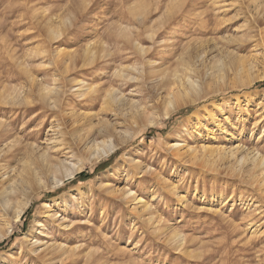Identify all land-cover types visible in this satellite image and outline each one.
<instances>
[{
  "label": "rangeland",
  "instance_id": "1",
  "mask_svg": "<svg viewBox=\"0 0 264 264\" xmlns=\"http://www.w3.org/2000/svg\"><path fill=\"white\" fill-rule=\"evenodd\" d=\"M78 83L99 99L80 104ZM55 88L87 114L57 117L61 133ZM108 90L122 100L103 105ZM105 135L116 151L88 150ZM5 146L0 264H264V184L242 161L264 159V0H0ZM44 153L69 158L62 184L35 177Z\"/></svg>",
  "mask_w": 264,
  "mask_h": 264
},
{
  "label": "bare ground",
  "instance_id": "2",
  "mask_svg": "<svg viewBox=\"0 0 264 264\" xmlns=\"http://www.w3.org/2000/svg\"><path fill=\"white\" fill-rule=\"evenodd\" d=\"M143 3V2H142ZM141 4V3H140ZM151 37V36H150ZM153 37V36H152ZM137 41V40H136ZM133 44V43H131ZM136 46H139L138 43L135 44ZM141 45V44H140ZM136 46H134L136 48ZM140 47V46H139ZM138 49V48H137ZM140 53L141 55H145L147 54L146 50L142 48H140ZM94 51L93 49H89L87 50V54H92ZM139 53V52H138ZM136 68V67H135ZM135 68H132L131 67V73L132 72H136L137 73V69ZM138 68V67H137ZM126 70V69H125ZM122 71H124L122 69ZM119 70L118 73L122 72ZM116 73L115 75L119 77H121V79H123V77H125L124 79H126V76L125 75H120ZM128 74V73H127ZM114 75V77H115ZM129 77V76H128ZM120 79V78H119ZM123 79V80H124ZM136 78L133 77V75L131 74V82L133 80H135ZM122 80V81H123ZM129 82V80L127 81ZM122 83V82H121ZM124 84V83H122ZM126 85V84H125ZM79 88L76 89V92H75V96L79 97L78 99L80 100V104L84 105V107H89L90 103L93 101V97H95L94 99L97 100L99 99L98 98V95L101 94V90L98 89L97 87H93V86H85L84 84L81 85V83H78ZM198 90V87L195 85L194 82H192L190 80L189 84L187 87H184L182 86V88L180 89H171V91L169 92V95L166 99V104L168 105V108L166 109V116H169V114L177 109H179L180 107H182L183 105H186L187 102H185V104H182V102L184 100L187 99V97H189L190 95H192L193 93H195L196 91ZM47 95L49 94H53L54 96V101H52L53 103V106L55 107L54 109L56 110L55 111V119L51 122V125H53V127L57 128L60 133H61V124L60 122L58 121V118L59 116H62L64 120H72V121H80V117L81 116H84L83 119H86L87 118V114L85 113H78V112H75L74 110L71 111L70 113L66 114L65 113V110L62 109V102L61 104H58L61 100H62V94H61V90L59 88H55V89H49L47 91ZM197 93V92H196ZM195 93V94H196ZM119 92L117 93L116 90H108L105 95L103 96L104 99H103V105L105 106H110L111 104H114L118 101H121L122 100V97H119ZM122 96V95H121ZM92 100V101H91ZM49 101V99L47 100V102ZM63 101V100H62ZM62 109V110H61ZM60 111V115L57 114V112ZM82 119V118H81ZM41 129V128H40ZM40 129H38L34 135H39L41 133ZM120 145L118 143H116L113 139H112V136L110 135H105L103 136L102 138H93L92 139V144L91 146L89 147L88 150H94V151H97L98 153L100 152V150H102L104 152V154H109L113 151H116V149L119 147ZM13 146H5L4 149H1L0 150V159H3V158H6V149H9V148H12ZM30 147L34 150H37L38 148L34 145H30ZM174 147V146H173ZM3 148V147H2ZM179 152L181 151V148L180 147H175ZM174 148V149H175ZM175 149V150H176ZM101 151V153H102ZM190 150L188 149L186 152H189ZM248 155H251L250 154H247L245 157L242 158V161L243 162H247V163H251L253 165L254 168H258L259 171H261V176L259 178V182H263L264 184V159L261 157V155H253V156H248ZM103 156V155H102ZM234 156V154H233ZM41 158H43L44 160H46V164L45 166L41 167L40 170H35L34 172V175L35 177H37V180H40V177L44 176V177H53L55 180H56V186L59 185V184H62L63 183V176L58 178L59 174H62L63 173V170H65V176L68 177L70 176L69 173H67V170H68V165L66 163V161H68L67 159L69 158H65L64 160L60 161V162H57V163H52L50 164L48 162V160L46 159V154H42L40 156ZM72 159H75V153L72 152V156H71ZM102 158V157H101ZM69 163V162H68ZM73 163V162H72ZM72 169V168H71ZM251 169H253L251 167ZM69 172V171H68ZM257 172V171H256ZM73 174V171L71 172ZM256 174V173H255ZM254 176V175H253ZM74 177V176H73ZM258 177V176H257ZM34 178V177H33ZM66 179V178H65ZM25 180V179H24ZM32 182V181H31ZM60 182V183H59ZM59 183V184H58ZM261 184V183H260ZM29 185V184H28ZM257 186V189H258V185H255ZM260 186V185H259ZM44 188V187H43ZM27 189V188H26ZM256 189V190H257ZM260 189H262L260 187ZM258 189V190H260ZM264 190V189H263ZM29 192V191H28ZM36 191L34 192L33 190V193H30L28 194V197L26 199V203L19 207L18 210L16 211L15 215H14V219H15V222H19L21 220V218L23 217L26 209L30 206V203L33 199V197L36 195ZM262 193V192H261ZM262 195V194H261ZM264 196V195H262ZM148 205V204H146ZM145 205V206H146ZM150 207V206H148ZM145 209V208H144ZM143 209V210H144ZM146 210V209H145ZM150 211H151V208H150ZM50 216V215H49ZM6 225V224H5ZM8 225V224H7ZM11 228V227H10ZM177 235V234H176ZM177 239V238H176ZM256 258V257H255ZM50 259V258H49Z\"/></svg>",
  "mask_w": 264,
  "mask_h": 264
},
{
  "label": "trees",
  "instance_id": "3",
  "mask_svg": "<svg viewBox=\"0 0 264 264\" xmlns=\"http://www.w3.org/2000/svg\"><path fill=\"white\" fill-rule=\"evenodd\" d=\"M97 169H99V168H97ZM88 178H89V176L87 174H81L76 178V180L74 182H76V181L81 182V181L87 180Z\"/></svg>",
  "mask_w": 264,
  "mask_h": 264
}]
</instances>
